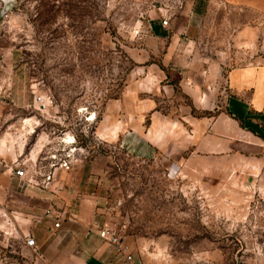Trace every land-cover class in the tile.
<instances>
[{"label":"rangeland","instance_id":"1","mask_svg":"<svg viewBox=\"0 0 264 264\" xmlns=\"http://www.w3.org/2000/svg\"><path fill=\"white\" fill-rule=\"evenodd\" d=\"M193 4L0 0V141L6 143L0 152L8 157L7 145L24 143L19 168L36 161L30 173L102 172L94 185L116 207V222L142 264H264V180L247 195L212 196L169 175L162 158L133 151L126 139L133 130L121 129L131 85L155 102L151 111L171 110L174 97L191 104L173 82L179 72L162 66L166 43L150 23L172 20ZM205 18L202 27L213 22L219 33L237 27L231 19ZM199 37L203 55L211 35ZM162 70L177 86L175 96L162 92ZM63 159L70 169L59 167ZM19 240L2 244L0 236V264H37Z\"/></svg>","mask_w":264,"mask_h":264},{"label":"crops","instance_id":"2","mask_svg":"<svg viewBox=\"0 0 264 264\" xmlns=\"http://www.w3.org/2000/svg\"><path fill=\"white\" fill-rule=\"evenodd\" d=\"M204 14L206 20H233L235 32L219 33L213 22L202 27ZM163 19L152 20L150 28L166 43L162 66L179 76L173 81L177 87L162 70L161 90L175 96L177 87L181 96H190L191 104H177L174 97L171 110L151 111L155 102L143 99L142 88L131 85L121 124V129L133 130L128 145L145 156L162 158L169 175L212 196L247 195L264 180V0H195L168 25ZM203 32L211 37L206 53L198 55ZM169 101L164 96L163 102ZM5 145L0 141L2 151ZM24 147L7 145L8 157L0 152L2 244L11 237L20 239L37 264H124L94 224H117L119 217L94 185L102 172L71 169L45 182L43 172L30 173L35 161L22 178L15 171ZM56 221L61 222L58 228ZM124 235L134 250V264H142ZM29 236L36 246L26 244Z\"/></svg>","mask_w":264,"mask_h":264},{"label":"built area","instance_id":"3","mask_svg":"<svg viewBox=\"0 0 264 264\" xmlns=\"http://www.w3.org/2000/svg\"><path fill=\"white\" fill-rule=\"evenodd\" d=\"M171 19V16L166 17L163 19V24L168 25L169 20ZM263 58H264V51H263ZM38 101L43 103L45 99L40 96L38 98ZM71 161H68L67 159H63L59 167L64 169H70L71 168ZM57 168L53 170H48L46 172H43V177L45 182H50L53 177L55 176ZM16 175L19 177H25L27 175V172L25 168H18L15 171ZM48 216H50V213L48 212ZM94 224L97 226L99 236L105 240H107L114 248L117 255L121 256L124 260V264H134V250L132 247L125 241V235H124V228L119 226L118 224H112V223H105L101 224L98 220L94 222ZM61 222L56 221L55 227H60ZM26 244L29 246H36V241L33 237H27ZM107 264V263H104Z\"/></svg>","mask_w":264,"mask_h":264},{"label":"bare ground","instance_id":"4","mask_svg":"<svg viewBox=\"0 0 264 264\" xmlns=\"http://www.w3.org/2000/svg\"><path fill=\"white\" fill-rule=\"evenodd\" d=\"M71 138V137H70Z\"/></svg>","mask_w":264,"mask_h":264}]
</instances>
